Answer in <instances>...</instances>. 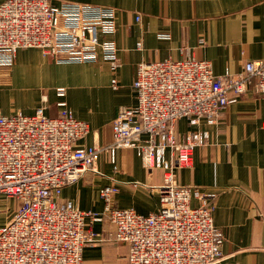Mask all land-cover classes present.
I'll return each instance as SVG.
<instances>
[{"label":"built area","instance_id":"built-area-1","mask_svg":"<svg viewBox=\"0 0 264 264\" xmlns=\"http://www.w3.org/2000/svg\"><path fill=\"white\" fill-rule=\"evenodd\" d=\"M136 19H141L138 12ZM114 6L63 0L0 2V66L14 64L20 49L39 48L59 63L107 61L120 66ZM160 38L170 39L169 33ZM200 43H204L201 39ZM143 43L137 47L142 49ZM112 84L116 86V79ZM134 106H121L113 122L116 148H131L146 168L162 169L160 209L148 215L113 202L116 185L101 189L102 211L83 210L62 198L63 189L98 170L101 149L80 146L90 123L75 116L66 89L56 116L43 106L33 114H0V194L19 202L0 228V264H83L84 250L99 241L94 222L114 225L110 236L128 245L126 264H214L222 257L223 232L215 225L218 194L181 185L178 169L191 164L198 147L230 105L251 89L264 102V59L249 60L240 73L218 75L210 60L194 56L141 62ZM185 119L183 138L177 124ZM115 161V157H112ZM194 200L197 203H194ZM90 221V222H89Z\"/></svg>","mask_w":264,"mask_h":264},{"label":"crops","instance_id":"crops-1","mask_svg":"<svg viewBox=\"0 0 264 264\" xmlns=\"http://www.w3.org/2000/svg\"><path fill=\"white\" fill-rule=\"evenodd\" d=\"M71 1L116 8L113 38L120 66L113 71L102 59L93 64L59 63L40 49H20L13 65L0 66V114L20 110L33 114L43 106L46 114L56 116L61 100L56 88L68 87L70 108L91 126L78 145L101 149L100 173L86 172L63 189L62 198L83 210L102 211L101 189L116 185L113 202L117 207L134 208L144 215L156 212L164 171L146 168L131 148H116L114 155L110 151L120 107L137 103L133 82L138 65L191 55L210 60L218 75L227 68L242 72L247 61L264 59V0ZM160 33L171 38H160ZM138 42L143 43L142 49ZM204 127L211 131L210 142L195 150L190 165L178 169V183L218 194L213 214L224 243L222 257L214 264H264V102L251 89L226 108L217 123L204 122ZM188 129L187 121L180 120L178 137L183 138ZM17 204L0 194V212L10 209L0 228L9 222ZM92 226L99 241L85 248L83 264H126L128 245L110 236L114 225L104 221Z\"/></svg>","mask_w":264,"mask_h":264},{"label":"rangeland","instance_id":"rangeland-1","mask_svg":"<svg viewBox=\"0 0 264 264\" xmlns=\"http://www.w3.org/2000/svg\"><path fill=\"white\" fill-rule=\"evenodd\" d=\"M105 5V4H104ZM111 6V5H110ZM27 49H34V48H27ZM27 49H25V50H27ZM35 49H38L39 50V48H35ZM42 51V50H41ZM44 55H46L44 52H42ZM18 54V53H17ZM46 56H49V55H46ZM17 57V56H16ZM50 57H52V56H50ZM53 58V57H52ZM34 80L35 79H37V78H35V77H32ZM60 87H63V88H65L66 89V92H68V87H66V86H58L57 88H60ZM57 88H56V93H57ZM58 95V94H57ZM66 95H67V93H66ZM66 101H67V103H68V100L66 99V97L64 98ZM60 101V100H59ZM21 111V110H20ZM5 196V195H4ZM7 197V196H6ZM15 199V198H14ZM16 201H17V199H15ZM17 203H19L18 201H17ZM17 205H19V204H17ZM18 207V206H17ZM12 209V208H11ZM9 208L8 209H6V208H3L2 209V212H0V220H6V212L8 213L9 212ZM13 213V212H12ZM14 214V213H13ZM13 214H12V216H13ZM11 216V217H12Z\"/></svg>","mask_w":264,"mask_h":264}]
</instances>
